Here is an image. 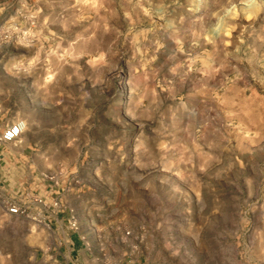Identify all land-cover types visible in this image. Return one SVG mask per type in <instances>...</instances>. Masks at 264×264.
<instances>
[{
	"label": "rangeland",
	"instance_id": "374dc122",
	"mask_svg": "<svg viewBox=\"0 0 264 264\" xmlns=\"http://www.w3.org/2000/svg\"><path fill=\"white\" fill-rule=\"evenodd\" d=\"M19 121L0 264H264V0H0Z\"/></svg>",
	"mask_w": 264,
	"mask_h": 264
},
{
	"label": "built area",
	"instance_id": "2783aa9c",
	"mask_svg": "<svg viewBox=\"0 0 264 264\" xmlns=\"http://www.w3.org/2000/svg\"><path fill=\"white\" fill-rule=\"evenodd\" d=\"M25 128L26 124L23 121L11 124L4 130V132L0 136V141L5 143L16 141L22 136ZM7 211L11 215H19L23 212L18 205H10L9 207H7Z\"/></svg>",
	"mask_w": 264,
	"mask_h": 264
},
{
	"label": "crops",
	"instance_id": "0c3cea01",
	"mask_svg": "<svg viewBox=\"0 0 264 264\" xmlns=\"http://www.w3.org/2000/svg\"><path fill=\"white\" fill-rule=\"evenodd\" d=\"M10 125H11V124H7L6 127H5V129H6L8 126H10ZM1 129H2V127H0V130H1ZM3 132H4V131L0 132V136L2 135ZM13 142H14V141H13ZM7 143H12V142H7ZM7 143H5V142H1V141H0V147H1L2 145H6ZM7 167H9V165H8V161H7V158H6V153L4 152V149H3V150L0 149V172H1L2 174H4V173H3V172H4V169H6ZM74 238H75V239H74ZM79 238H81V237L78 236V238H77V236L74 235V237L71 238V244L76 245V242L79 241Z\"/></svg>",
	"mask_w": 264,
	"mask_h": 264
},
{
	"label": "bare ground",
	"instance_id": "6f19581e",
	"mask_svg": "<svg viewBox=\"0 0 264 264\" xmlns=\"http://www.w3.org/2000/svg\"><path fill=\"white\" fill-rule=\"evenodd\" d=\"M26 124V123H25ZM28 124H26V126H27Z\"/></svg>",
	"mask_w": 264,
	"mask_h": 264
}]
</instances>
